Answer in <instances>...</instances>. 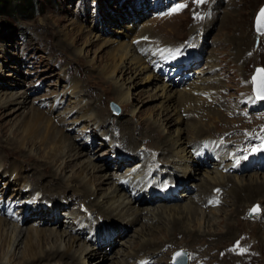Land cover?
<instances>
[{"label": "rangeland", "instance_id": "374dc122", "mask_svg": "<svg viewBox=\"0 0 264 264\" xmlns=\"http://www.w3.org/2000/svg\"><path fill=\"white\" fill-rule=\"evenodd\" d=\"M28 1L29 4H26L24 0H3V3L0 5V100H5L6 96L10 97L11 95L15 96L16 94L24 93L29 94L28 91H32L29 95L30 103H28L26 109H24L25 114L30 113L33 107L35 109H39L41 112L46 110L44 112L47 114V116L51 114L50 112H47L52 108L50 104L56 105L58 103L55 106L56 109L52 111V113L54 114V116H52L54 124H58L62 128L65 127L66 133L69 134L73 142L80 146L86 154H89L87 156L89 160L99 167H103V169L105 168L106 171L104 174H106L107 177L112 175L111 177L115 178L114 181L119 182L116 174L114 173L116 172V166H118L116 165L117 163L114 162L115 160L111 161L107 159H109L110 156H113L115 151L120 153L122 151L129 155H131L132 152L127 150L126 144H123L122 146V143L118 139V136L115 134H120L121 129H126L125 125L129 123L128 127H137V131H135L134 133V138L145 139L150 136L151 129L148 128L154 126V124H162L160 123V119L161 121L165 119L161 117L163 115V110H161L162 100L160 99L159 102L152 101L150 93L154 95L155 89L150 84L147 85L145 83H142L140 79H137L135 80V82L139 83L141 81V84L131 88V93H133L132 105H130L129 108L124 107V104L120 103L118 99L114 97V95H111L110 93L105 94L103 92L104 89L111 88V85L104 83V80L108 82L109 79L103 76H96L98 72H100L101 68H104L106 64V61L102 62L100 58L105 55L109 49H116L121 44H132L131 40H129L130 35L128 36L126 34L128 31L127 29L131 27V23L141 11L147 12L145 11L147 10L146 7L144 6H148V3H146V1L148 0L138 2L136 4H131V2L135 0ZM163 1H167L168 7L173 6V10L178 8L180 5H184V7L180 11H173L165 17H159L155 19L150 18L144 20L146 22L144 23L143 28H146V26L150 25L148 26V28L154 27L152 29L158 30V27L155 28V26L162 25L163 29L158 31L159 37L152 38L154 39L152 41L156 42L153 43L156 51L169 49L171 47L173 48V46L176 47L184 44L191 49V52H196L192 49V44L194 43L193 38L195 37L196 41H198L199 35L192 36L189 34V32L192 31L191 29L194 27L200 31L202 22L209 21L215 14H217L218 17L213 27L209 31V35L206 39L207 45L210 44L212 45V47H206V55L204 56V59H201L199 65L189 71V73L193 74V70L200 71L203 69L205 71L207 67L205 66L206 59L210 60V58L207 57L212 56V61H214L213 65L215 64L216 66L208 71L211 74H218V77L216 76L218 79L217 81L219 83L221 82L223 85L221 86L222 89L220 92L222 96H218L219 102L217 103H215L212 98H209L207 96H200L202 99H206L204 100L207 102V105L213 103L212 106H208L206 108L207 110L204 109L205 112L203 113L204 117L202 118V121H199V119H197L199 118V114L202 115L201 113H199V110L197 108H187L188 106H186V109L188 111H190V109L193 110L192 114H189V116L186 115L187 113L183 112H180L179 114H181L184 119L188 117V121L186 120V122H189V124L196 123L202 128L211 130V132H209L210 137L216 142L221 140L226 142L229 140H237V144L243 143L239 149L240 152H242L246 144L257 140V133L260 134L262 140L264 141V100L260 101L255 96H253L251 89V76L253 74L254 68L259 66L264 69V35L257 34L254 30V27L256 26V17L260 8L264 5V0H220V2L219 0H205V3L200 5L195 3V0ZM221 2L223 4L219 7ZM17 5H22L24 7L22 10L16 9V7L14 6ZM129 30L131 31V29ZM244 37L247 38V40L242 39ZM79 38L84 39L79 43ZM84 40L91 43L85 44L86 42ZM240 40H242L241 49L243 51L245 50V52L243 59L239 60L238 44ZM77 41L79 45L77 44ZM93 42H96V46L92 45ZM105 42L107 45H102V43ZM90 45H92V47ZM200 45L201 47H203L202 44ZM198 48H200L199 45ZM224 52H227L228 55H225ZM76 55L81 58V67L78 65L79 62L75 60L80 59ZM180 55L183 57L182 54ZM165 60H167V63L173 61L171 56ZM89 62H94L95 65H89ZM67 68L68 70H66ZM155 74L160 75L159 73ZM128 76L130 75H125V78H128ZM214 81L215 80H213V82ZM162 83L164 84V82ZM127 84L129 83L127 82ZM174 85L179 86V82L174 81ZM113 86L115 87V85ZM183 88L184 87L172 89L173 91H179ZM71 92H74L73 95L71 94ZM205 92L208 93V96L210 95L209 92ZM77 94H79L80 98L75 97ZM187 94L190 93L188 92ZM58 96L60 97L59 101H57ZM69 100L71 101L69 102ZM95 103L96 105L94 106ZM37 104H39V106ZM87 104H92V106L95 107L96 111H100L101 107L104 116H106L104 118H108L110 122L108 121V124L106 123L104 126H102V128L95 127L94 129H92V127L94 126L93 122L87 121L90 115L84 116L85 110L87 109ZM111 104L118 108L119 115H115L112 113L113 107ZM222 104L224 106H222ZM188 105L190 106L192 105V103ZM69 106L72 112H77L80 115H83L82 121H85L83 123V127L81 128L80 126L79 130L82 132L86 131L85 138L76 140L75 136L77 134V130H75L74 133L73 131H71V129H69V127H72L71 121L73 117H71L69 114L64 116L63 112L64 109L67 110ZM13 107L15 106H10V108ZM41 108L44 110H42ZM58 109L61 111V113ZM10 112L11 109L4 113L6 114V116H0V136L2 137V143H4L5 146H7L9 142L14 143L16 141H21V138L23 137V134L21 132L14 135V132L17 131L20 122L24 118V115L22 114L23 110L9 116ZM219 114L222 116L223 114H226V118L223 119L224 121L222 119H218L219 121L214 120V118ZM101 121L102 120L99 119L98 125H101L105 122V120L104 122ZM130 124L133 126H130ZM76 125H79V123H77ZM113 125H118V130L116 133L113 132ZM170 127L171 126H167V129L170 130L168 131L169 134L167 132L164 134H166V136L168 137H177L176 130L178 127L173 126V128L171 127V129ZM180 129H184V132H182L181 135L184 136L187 145H189V143L191 142L196 141V136L194 137L188 131L189 127L187 123H183ZM225 129H228L227 132H225ZM102 135L107 138V141L99 137ZM151 137L156 138L159 137V135L155 133V135L151 134ZM94 139H96V144L92 149L84 146L91 145ZM143 142L146 145L151 144L150 139L144 140ZM117 143L122 146L121 148L123 150H121L119 146L116 145ZM196 147L199 148L197 144ZM135 149L132 150L133 156H144L143 158L146 159V162H148V166L153 164L152 161L159 160V153L158 156L156 155L154 157L152 150L150 151L149 147L147 146L141 145L139 147L140 152L136 151ZM196 152L197 149L195 148L193 153ZM27 153L35 157L38 156L40 161L42 162H48V154L45 151L41 152L38 147H33ZM238 155L240 156V154ZM221 156L222 155L219 156V154L213 155V159H210L208 161L209 164L207 163V160H202L205 165L200 167V170L197 171V173L191 171L192 177H187L185 182L181 181V183L183 184L179 183V186L181 185L182 187V189L178 193V195L182 198L180 202L168 204L156 202L155 204L147 203L140 206L139 204L131 205V207L134 206L133 208L136 207L147 209L141 213L142 221H139V223H136L135 226H132L131 228L129 226H127L126 229L120 228L121 224H125L126 222L123 221L122 218H102L103 220H100L96 214H92L91 212L87 211L89 214H91L90 216H88L91 221L105 223L108 225H112L114 223L116 225V227H112V229L109 230L110 232H108L111 236H102V241H105V239L110 240V242H107L106 245H100L98 243L95 245H90L89 243H87V240H85L81 236L73 234L72 230L67 231L64 229L66 223L62 218L64 217V215L65 218L72 217L77 212H81L80 216L85 215L84 210H86V205L80 203V199L76 200V197L73 199L74 202L77 203L76 205H73L72 200H70L71 198L60 199L59 204L62 205L61 210L57 211L56 214H52L53 216L56 215V217L60 218L62 226L59 227V224L52 225L50 223V225H47L43 222L39 223V218L42 215L40 214V212L42 210L33 209V211L28 212L31 215H34L33 218L30 219L29 214L27 213L24 217L25 223L24 225L21 223V228H23L24 230H27L29 227V229L41 228L53 229L54 231L57 230L59 232L66 231L68 236L79 237L82 245H75L72 250V252L74 251L73 253L76 254L77 257L79 256L81 249L83 250L84 248L83 244L89 246L90 251L98 252L101 256L106 255V257L90 260L91 264H147L148 261H150L149 264H151V262L154 263V261H157L159 259L163 260L165 264H171L172 260L174 261L172 256L178 250L186 251L187 257L189 259L188 264H196L194 263V260L200 258V255L202 254H206V257L202 258V261L204 260L207 263L213 262L212 264H264V219L261 220V216L264 213V200L263 198H260L261 195H257L259 197H255L257 201L254 204H251L249 202L243 205L244 208L249 207L250 205L249 210H251V208L253 207L259 206V209L262 212L259 215L260 217H250L252 213L249 215V210L246 215H244V213L242 214V216L239 215L238 217H231L235 211L234 205L236 204L235 199L231 197V195L227 196L223 194L222 197H225L222 198V204L217 208L205 209L204 207L201 208V206L197 204L198 199L203 197L202 194H207L211 190L203 189L202 187H199V185L204 186L205 183L210 184L207 177H214L213 173L215 172H221L223 175L227 176L230 175L237 180L245 179L248 177H252V179L264 180V172H242L237 174L236 171H233L231 166H229L234 164L230 162V160L226 161V167H224L223 162L227 157L222 156L221 158ZM189 157L190 156L188 155V157L186 158L189 159ZM234 157L236 158V156ZM123 160L124 162L126 161V159ZM87 161L88 160H80L79 162L74 163L73 167H71L67 172L70 171V176H74L80 168H83L84 165H87ZM170 161L172 162L173 160L171 159ZM8 162L11 165L15 163V161L13 160H8ZM129 162V165L133 163V161ZM16 163H19L22 166L21 162ZM129 165L125 164L122 168L120 166L119 168L121 169L119 171L122 172L126 168V166ZM164 165L165 168H169L166 163H164ZM106 166L109 167L106 168ZM170 168L177 171V169L172 168L171 165ZM164 170L166 172L158 178V182L164 183V181H166L169 176L171 177V179H174L175 177L180 178L178 175L172 173V170ZM34 171L35 170L30 171L29 173L24 174V176L35 174L36 172ZM179 173L182 175V179L186 178L182 172ZM85 175L83 176V178L85 177ZM7 178V176L4 178L2 177V182L0 179V189L4 186L3 183L5 181L8 180L7 184H10L9 179L11 178ZM84 179L86 182V178ZM201 179L203 181L205 180L206 182L204 181V183H201ZM257 182H261V180H258ZM186 187L189 189H187ZM234 187L235 184L228 183L225 189H219L220 191L224 190V192H227L228 194V192H230ZM13 188L14 186L11 185V187H8L6 189L3 188L2 190H0V204L2 202H7L11 198H13V196L15 195ZM101 189L102 191L99 193L100 196L107 191L108 186H102ZM124 192L128 195L125 189ZM36 193L34 195H40ZM183 193L184 195L182 196ZM189 195H192V197H190ZM32 196L33 194L27 193L22 198H20L24 209H28L32 204L36 207V202H32ZM128 196H130V194ZM217 196H220V194L217 193ZM196 197L198 198L197 200ZM242 198L245 199L246 195L243 194ZM17 199L13 198L12 201H17ZM90 199L92 200V198ZM90 199H86V201H91ZM215 199L217 198H214L213 200ZM190 202H192V204ZM194 203H196L198 205V208H201V210L203 211V221L202 223H200L196 220V218L198 217L201 219V217H203L202 215L195 216L193 214L191 216H188V218H190L188 219V221H185L186 223L184 224L183 229L185 230V228H187L189 231H196V229H198V237L189 234L188 236L186 235L185 237H183L184 234L182 233L183 235L176 234L174 238H172V228L170 229V227H173V224H170V222L173 219L172 215L175 213L174 210H177L173 208L177 206L185 207L188 206V204L194 206ZM79 205H81V207ZM22 206L17 207L20 208ZM243 207L239 208L240 213H243ZM63 208L64 211L62 212ZM47 210H49V208H47ZM162 211L164 212L162 213ZM151 212H154L156 218L158 219L152 221L153 216L151 215ZM170 214L171 218L168 217L170 216ZM52 215L50 214V217H52ZM148 215L151 217H149ZM0 217L2 216L0 215ZM22 217V212H18L17 220L15 219V217L9 218L20 222L19 219ZM193 217L195 218V220L193 219L192 221ZM9 218L8 216H5V219L10 220ZM74 219L75 218H73L72 221ZM198 222L200 224H198ZM230 223L236 224V226L234 225L233 229L235 234H233L234 239L236 238L235 241L238 242L235 243V245L226 244L227 242H231L233 239L219 242V240H222L224 234H226L225 232H227V228ZM38 224L39 226L36 227ZM142 225H146L147 227L150 226V230L153 232L157 230L155 232V234H158L157 238L165 240V238L171 236L170 238L174 239L172 243L176 244L174 245L175 248H173L174 252H168V255L165 256L166 258L163 257L162 254L166 255V253L163 252L170 248L168 247V245L170 244H167L162 248L163 250L159 253V255H157V257L151 255V259L143 262V255L141 254H143L144 252H141L139 255L135 254L138 253V249H140L141 246L144 245L143 243L152 240L153 237L150 236L148 232L146 233L145 230L144 232H141ZM243 226H245V228L247 229L249 237H246V232L241 229ZM159 227L160 229L158 230L157 228ZM260 227L262 228V233L261 231L259 232ZM240 235H242L243 238H240ZM255 235H258L257 238L250 240L252 237H255ZM55 240L56 237L54 235L51 238V241L55 243V246L58 244L57 247L61 245L60 247L64 249L69 238H67L66 243H64V241L62 242L61 240H58V242ZM89 240L92 239L89 238ZM63 244L65 245L63 246ZM159 245L162 246L163 244ZM15 255L21 258L22 249L20 251H15ZM74 261L76 260H73L72 262ZM72 262L69 263L71 264Z\"/></svg>", "mask_w": 264, "mask_h": 264}, {"label": "bare ground", "instance_id": "6f19581e", "mask_svg": "<svg viewBox=\"0 0 264 264\" xmlns=\"http://www.w3.org/2000/svg\"><path fill=\"white\" fill-rule=\"evenodd\" d=\"M219 2H220V0H219ZM222 4L223 3L221 2L219 7ZM145 11H147V10H145ZM144 13H149V12L147 11ZM217 18H218L217 14H215L209 21L202 22L201 23V29H200L201 32L199 30H197V28H195V27L191 29L192 31L189 32L190 35H192V36L199 35L198 41H196L195 37L193 38L194 43L192 44V47H193L192 49L196 52H191V56H186V54L184 52V50H186L185 46L183 47V49H181V48L174 49V46H173V48L171 47L172 50H171V48L166 49V50L162 51V53H160L159 57H157L153 53L155 51V47L153 45V43L155 41H152V40H154L152 38H158L159 37L158 31L162 30L163 28H162V25H156L155 28L158 27V30H155V29H152L154 27L148 28V26H150V25H148V26H146V28H143L140 30L135 29V27H130L129 29H131V31L129 29H127L128 31L126 34L128 36L130 35L129 40H131V42H133L134 40H137L138 41L137 44H135V45H133V44L122 45L121 44L116 49H112V48L109 49L108 52L100 58V60L102 62L106 61V64H105L104 68H101L100 72H98L96 77H98V76L107 77L109 79L108 80L109 83L106 82L105 80H104V83L111 85V88L104 89L103 92L105 94L110 93L111 95H114V97H116L120 103L124 104L123 105L124 107L129 108L130 105H132L133 93H131V88L136 87L139 84H141L140 83L141 81H142V83H145L147 85L150 84L155 89L154 95L150 93V97H151L152 101H158L159 102L160 99L162 100L161 110H163V112H162L163 115L161 117H163L165 119L163 121H161V119H160V123H162V124H159V125L154 124V126H151L148 128V129H151V132L149 131L150 136H148L147 138H145V139L134 138V133H135V131H137V127L136 128L135 127L134 128L128 127L129 123L125 125L126 129H124V130L121 129L120 134L116 133L118 130V128H117L118 125H113L112 129H113V132L116 133L115 135L118 136V139L122 143V146H123V144H126L127 150L132 152L131 155H133V151H132L133 149L136 148L135 150L138 151V150H140L139 147L141 145L142 146L144 145V146L149 147L150 151L152 150L154 155L158 156V153H159L158 164L166 163V165L169 167L166 169H169L170 171L172 170L170 168V165L172 168L177 169V171H175V170L171 171L172 173H174L175 175H178L180 177V178L175 177L174 179H172L173 183H174V185L172 186V189L174 191L178 188L179 183L183 184V183H181V181L185 182L187 177L188 178L192 177L191 171H194L197 173V171L200 170V167L205 165V163H203L201 159L197 160L195 158L196 153H193V151L195 148L197 149L196 143L200 142L201 140L207 139L204 141V144L200 145V148L208 147L212 143L210 141L211 137L209 134V132H211V130H209L207 128H202L193 122H191L193 124H189V122H186L188 117L184 119V117H182V115L179 113L180 112L187 113L186 115L189 116V114L190 115L192 114L193 110L190 109V111H188L186 109V106H188L187 108H190V107L193 109L197 108L199 110V113L202 114V115L199 114V118H197V119H199V121H202V118L204 117L203 113L205 112L204 109H206L208 106L209 107L212 106L213 103H210L207 105L206 104L207 102L205 101L206 99L205 98H204L205 100L202 99L199 95L201 93H203L204 95L202 97L208 96V93L205 92V91H207L210 93L209 98H212L215 103L219 102L218 96L219 97L222 96L220 94V92L222 89L221 86H223V85L221 82L219 83L217 81L218 80L217 79L218 74H215L214 72H213L214 74H211L208 71V70L213 69V67L216 66L215 64L213 65L214 61H212L213 60L212 56L207 57V58H210L211 61L209 59H206L205 66H207V67H206L205 71L203 69L200 71L199 70H193V74L189 73V71H191L193 68H195L197 65H199V63L201 62V59H204V56L206 55V47L207 46L212 47V45H210V44L207 45L206 39L209 35V31L213 27ZM198 32H199V34H198ZM246 37H248V36H246ZM81 38H82V36H81ZM81 38H79V40H78L79 43L84 39V38L83 39H81ZM242 39L247 40V38H245V37ZM78 41H77V44H78ZM84 41L86 42V40H84ZM96 42H93L92 45L96 46ZM87 43H89V42L87 41L85 44H87ZM179 44H182V43H179ZM200 44H202L203 47H201ZM92 45H90V46L92 47ZM102 45H107V44L105 42V43H102ZM198 45L200 48H198ZM63 46H65V45H63ZM74 46H75V44H74ZM110 46H108V47H110ZM241 47H242V40H240V42L238 44L239 60L243 59L244 52H245V50L243 51L241 49ZM167 51H170V52L167 53ZM224 53H225V55H228L227 52H224ZM180 54H182L183 57ZM168 56L169 57L171 56L172 60H173L170 63H167V60H165V59H167ZM78 58H80V57H78ZM193 58H195L194 61H193ZM75 60L79 62L78 65L81 67L82 66L80 63L81 58L75 59ZM157 60H163V61H161V63L159 62V64H161L162 68L158 72H154V69L150 65L151 64L155 65ZM162 62L164 64H162ZM88 64L89 65H93V64L95 65L94 62H89ZM181 64H182V66H181ZM166 66H169L170 68H172V67L174 68L170 72V74H173V73H176L177 75L181 74L182 77L185 75L187 81L185 79L184 80L180 79V82L184 83L183 85H179V86L184 87L182 90L178 89L179 91H173L172 88H175L176 86L172 87L171 82H170V85H168L167 82H166V84L162 83L160 76H162L163 74H167L169 72V68H166ZM189 68H191V69L188 72H184L185 69H189ZM66 70H68V68ZM155 73H159L160 75H157ZM127 74L130 76H128V78H125V75H127ZM137 79H140L141 81L139 80L140 82L136 83L135 80H137ZM213 80H215V81L213 82ZM127 82L129 84H127ZM175 82H178V80H175ZM172 83H174V82H172ZM112 84L115 85V87ZM118 85H120V86H118ZM112 86H113V88H112ZM179 86H177V87H179ZM28 92H29V94L24 93V94H16L15 96L11 95L10 97L6 96L5 100L4 99L0 100V116L1 117L6 116V114H4V113L6 111H8L9 109H11L9 116L14 115V114H16L22 110H23L22 114L24 115L23 120L20 122V124L17 128L18 132L17 131L14 132V135H16L20 132L23 134L21 141H19V142L16 141L14 143L8 141L9 143L6 142V143H8V145L5 146L4 143H2V137L0 136V149H1L0 150V179L2 177L4 178L6 176L8 177L7 179H9V178L12 179V181H11V179H9L10 184H7L8 180L5 181L3 183L4 186L0 190H2L3 188L6 189L8 187H11V185H13L14 186L13 191L15 192V195L13 196V198H16V199L22 198L25 194L30 193V192H34V193L37 192L38 194H40L39 196L38 195L37 196L35 195L34 197L32 196L33 200L36 202V207L33 205V209L42 210L40 212V214H42V215L39 218L40 221H38V222L39 223L43 222L44 224H47V225H50V223H51L52 225L59 224V227L62 226V222L60 221V218L56 217V215L53 216L52 214H56L57 211H60V209L62 207V205L59 204L60 199L71 198L70 200H72L73 205H76L77 203H75L73 200L75 197H76V200L80 199V201H81L80 203L86 205V208H85L86 211H89L92 214H96L100 220H103L102 218H106V219L107 218H117V217L119 219L122 218V220L126 221V222H125V224H121V226H122V227L120 226L121 229L122 228L126 229L127 226H129L131 228L132 226H135L136 223H139V221H142L141 220V215H142L141 213L147 209L146 208H136V207L133 208L134 206L131 207V205L139 204V206H140V205H145L148 203L147 201L150 199V197L146 198L147 195L144 194L147 187L139 192V194H138L139 198L136 195L128 196L129 194L127 195L124 192V189L125 190L128 189L127 188L128 182H126L125 184L121 183L120 176L117 174H116V177L118 178L119 182H117V181L115 182L114 181L115 178L111 177L112 175L107 177V175L104 174L106 171L105 168L103 169V167H99L98 165L92 163L89 160V158L87 157L89 154H86L81 149L80 146H78L77 144H75L73 142V140L69 136V134L66 133L65 127L62 128L58 124L57 125L54 124L53 117H52V116H54V114L52 113V111L54 109H56L55 106L58 103L56 105L50 104V106L52 108L50 111H47V112L51 113L49 116H47V114L44 112L46 110L41 108L42 110H44L43 112H41L39 109H35L33 107H32V111L30 113L25 114L24 109H26V106L28 105V103H30L29 102V99H30L29 95L32 91H28ZM188 92L190 94H187ZM214 92H216V95H213V94H215ZM33 93H35V92H33ZM73 93L74 92H71L72 95H73ZM75 97L80 98L79 94H77ZM59 99H60V97L58 96L57 101H59ZM70 101L71 100H69V102ZM191 103H192V105L189 106L188 104H191ZM12 105H14L15 107L10 108V106H12ZM37 105L39 106V104H37ZM95 105H96V103L94 104V106ZM94 106H92V104H89V105L87 104L86 105L87 109L85 110L84 116L90 115V117H88V118L91 120L87 119V121L93 122L94 126L92 127V129H94L95 127L102 128V126H104L109 121V119L104 118L106 116H104V113H103L101 107H100V111H98V110L96 111ZM222 106H224V105L222 104ZM183 110H185V111H183ZM59 112L61 113L60 110H59ZM63 112H64V116L69 114L71 117H73V119L71 121L72 127H69V129H71V131H73L74 133H75V130H77L76 131L77 134L75 137H76V140H80V138L84 134V131L82 132L79 130L80 126H81V128L83 127V123L85 121V120L82 121L83 115H80L77 112H72L70 106L67 110L64 109ZM225 115L226 114H223V116H222L219 114L217 117L214 118V120H218V119L223 120L226 118ZM208 116H209V114H208ZM99 119L102 120L103 122L105 120V122L102 123L101 125H98ZM193 120H195V119H193ZM77 123H79V125H76ZM183 123H187V125L189 127L188 131L190 132V134H192L194 137L196 136V139H195L196 141L194 140L195 142H191V143H189V145L186 144L187 142H185L184 136L181 135L182 132H184L183 131L184 129L183 130L180 129L181 125ZM130 126H133V125L130 124ZM167 126H171L172 128H173V126L178 127L176 130L177 137L176 136L174 138L171 136L168 137V136H166V134H164L166 132L169 134L168 131H170V130L167 129ZM171 127H170V129H171ZM227 130L228 129H225V132H227ZM155 133H157L159 135V137H156V138L151 137V134L155 135ZM99 137L103 138L104 140L107 141V138L104 137L103 135L99 136ZM147 139H150L151 144H147V145L144 144L143 141L147 140ZM141 142H143V143H141ZM116 145H118L119 148L121 150H123L121 148L122 146L119 143H117ZM93 146H95L94 142H93ZM33 147H38L41 152L45 151L48 154V162L40 161L38 156L35 157L31 154L29 155L27 152H29V150L32 149ZM165 147H167L168 149ZM215 152H217V150H215L214 153ZM188 155L190 156L189 159L186 158V157H188ZM111 158H113V156H111ZM221 158H222V156H221ZM124 159H126V158H124ZM171 159L173 160L172 162L170 161ZM8 160H11V161L13 160V161H15V163L11 165V164H9ZM80 160L81 161L82 160H88L86 162L87 165H84L83 168H80L76 172V174L71 177L70 171L69 172H67V171L71 167H73L74 163L79 162ZM122 161H124V160H122ZM129 161H134V158L132 157L131 160H129ZM16 162H21L22 166L19 163L17 164ZM80 163H82V162H80ZM146 163H148V162H146ZM169 163H171V164H169ZM207 163L209 164L208 161H207ZM124 165L125 164L120 165L121 168L124 167ZM126 165H129V164L126 163ZM229 166H233V165H229ZM108 167L106 166V168H108ZM119 167H118V169L116 168V172H120L119 170L121 168H119ZM224 167H226L225 164H224ZM242 167L245 168V167H247V165L244 164V166L240 165L238 167H233V171H237V170L239 171ZM178 169H180V170H178ZM32 170H35L34 172H36V173L35 174L31 173L32 175H30V176L29 175L24 176V174L29 173ZM179 172H182L185 175L186 178H183L184 180L181 178L182 175ZM239 173H241V172L239 171L238 174ZM213 174H214V177L208 176L209 174L207 175L208 176L207 178H208L210 184L205 183V185L203 184L204 186L199 185V187H202L203 189H211L207 194L206 193L202 194L203 195L202 198H200V196H199L200 199H198L196 197V200L198 199L197 204L200 205L201 208L204 207L205 209H207L206 205H205L206 197L210 196L212 194L213 189H215V188L225 189L227 187L228 183L235 184V187L232 188L231 191L228 192V194H227V192H224V190H223L224 195H227V196L231 195V197H233L236 201V204L234 205L235 211L231 217H238L239 215L242 216V214H244V213H245L244 215H246V213L249 210L250 205H249V207H245V208L243 207V205L246 203H249V202L251 204H254L257 201L255 199V197H259L257 195H261L260 198H263V200H264V180L263 179H252V177L251 178L248 177L245 179L237 180V179H234L230 175L229 176L223 175L221 172H215ZM84 175H85L84 178H86V182H85V179L83 178ZM134 177L135 176H133V178ZM199 178H201V177H199ZM258 180H261V182H257ZM204 181L201 179V183H204ZM1 182H2V179H1ZM105 185L108 186V189L104 194L102 193L103 195L100 196L99 193L102 191L101 188H102V186H105ZM130 185H132V181H131ZM155 185H156V182L153 183L154 187H156ZM182 186H184V185H182ZM232 186H234V185H232ZM180 187H181V185H180ZM112 188H114V189H112ZM156 188L159 189L158 187H156ZM164 188H168V187L165 186L162 189H164ZM187 189H189V188H187ZM25 192H27V193H25ZM155 193H156V191L151 188L149 190L148 195L151 196V195H154ZM243 194L246 195L245 199L242 198ZM183 195H184V193L182 194V196ZM189 196L192 197V195H189ZM13 198L8 200L7 202H4V203L2 202L0 207L2 209H4V208H9L10 206H13V205H11V201ZM90 198H92V200ZM86 199H90L91 201H89V200L86 201ZM195 201H193V202H195ZM149 203L155 204L154 202H149ZM190 203L192 204V202H190ZM197 204L194 203V206L193 205L191 206L188 204V206H185V207H182V206L178 207L177 206V207L173 208V209H177V210L176 211L174 210L175 213L172 215L173 219L170 222V224L171 223L173 224V227H170V229L172 228V232H171V235L173 236L172 238H174V236L176 234L177 235L178 234H180V235L184 234L183 237H185L186 235L188 236V234L193 235L195 237H198V235H199V232H197V231H199L198 229H196V231L195 230L189 231L187 228H185V230L183 229L184 224L186 223L185 221H188V219L190 218V217L188 218V216H191L193 214L195 216L202 215L203 217H201V219L199 217L196 218L197 221L202 223L203 218H204V214H203V211L201 210V208H198ZM85 205H84V207H85ZM18 206H22V205H18ZM75 207H77V206H75ZM240 207L244 208L243 213H240V209H239ZM47 208H49V210H47ZM178 209H181V210H178ZM241 210H243V209H241ZM29 211L30 210H28V212ZM163 212L164 211H162V213ZM0 213H1V209H0ZM84 213H85L84 216L83 215L80 216L81 212H77L76 215L71 217V218H65V217L61 216L63 218L64 222H66L64 229L67 231H71V230L75 231L76 227L80 226L82 224L83 219L88 217L86 215L85 211H84ZM172 213H173V211H172ZM248 213H251L250 210ZM261 213L262 212L260 210V214ZM50 214L52 215V217H50ZM60 215H62V214H60ZM151 215L153 216L152 221H154L155 219H158V218H156V215L154 212ZM5 216H7V212H3V216H2L3 218L0 217V264H70L69 262H72L73 260H76V261L72 262L71 264H87V263L91 264L90 260H93L96 258H101V257H106V255L101 256L100 253H98V252L90 251L89 246H86L85 244H83L84 248H83V250L81 249V252L79 253V256L77 257L76 254L73 253L74 251L72 252V250L75 247V245L76 246L82 245L79 237L68 236L66 231H63V232L60 231L59 232L57 230L54 231L53 229H41V228H36V229L30 228L29 229V227H28L27 230H24L23 228H21L22 226L20 225V223L18 224L15 221L5 219ZM254 216H257V215H254ZM149 217H151V216H149ZM168 217L171 218V214ZM73 218H75V219L72 221ZM162 219H164V218H162ZM193 219L195 220L194 217L192 218V221H193ZM263 219H264V213L261 216V220H263ZM160 220H161V218H160ZM74 221H75V224H74ZM199 222H198V224H200ZM192 223H195V222H192ZM234 225L236 226V224H234V223H230L228 225V228H227L228 230H227V232H225L226 234L223 233L224 236L222 237V240H219V242L224 241V240H229V239H233V240L231 242H227L226 244L235 245V243L238 242V241H235L236 238L234 239V234H235L233 231ZM38 226H39V224L36 227H38ZM106 227L108 230H106L105 227L99 228V229L104 230L103 231L104 236H109L110 235L108 233V232H110L109 230H111L112 227H116V225L114 223L112 225L106 224ZM141 229H142L141 232H144V230H145L146 233L148 232L150 234V236L153 237L152 240H150L146 243H143L144 245H142L141 248L139 247L140 249H138L139 250L138 253L135 254V255H139L141 252H144L143 254H141V255H143V258H142L143 262H146L147 260L151 259V255L157 257V255H159V253L163 250L162 248L167 244H170V245H168V247H170V248L167 249L165 252H163V253H166V255L162 254L163 257L167 256L168 252L169 253L174 252L173 248H175L174 245H176V244L172 243V241L174 239L170 238L171 236L167 237V238H165V240H163L161 238H157L158 234H155V232L157 230L155 232L151 231L150 226L147 227L146 225H142ZM157 229L159 230L160 227ZM241 229L246 232L245 236L249 237L248 233H247V229L245 228V226H243ZM261 229L262 228L260 227L259 232L261 231ZM82 231H84V229ZM91 232H93V229L89 228L88 234H90ZM152 232H153V234H152ZM261 233H262V231H261ZM53 234L55 235V237H56L55 241H57V242H58V240H61L62 242L64 241V243H66L67 238H69L68 242L66 243V247L64 249L60 247L61 245L59 247H57L58 244L55 246V243L53 241H51V238L54 236ZM75 234L81 236L82 238H84L87 235L86 233H83V235H80L79 232H76ZM143 234H145V233H143ZM257 236L258 235H255V237H252L250 240L257 238ZM239 237L243 238L242 235H240ZM85 240L88 241V238L86 237ZM144 241H146V240H144ZM181 243H183V242H181ZM159 244H161V245L163 244V245L160 246ZM50 245H52V246H50ZM64 245L65 244H63V246ZM13 249H14V251H13ZM21 249H22V257L19 258L15 255V251H17V250L20 251ZM205 255L206 254L200 255V258L195 259L194 263H196V264H212L213 262L207 263L204 260L202 261V258L206 257ZM171 256H172V254H171ZM128 257H129V255H128ZM159 260L154 261V263L151 262V264H163L164 263L163 260H160V261ZM169 260H170V258H169ZM188 261L189 260H187V264H188ZM149 263H150V261L147 262V264H149ZM166 264H168V263H166ZM171 264H173V263H171Z\"/></svg>", "mask_w": 264, "mask_h": 264}, {"label": "snow or ice", "instance_id": "6c2138e0", "mask_svg": "<svg viewBox=\"0 0 264 264\" xmlns=\"http://www.w3.org/2000/svg\"><path fill=\"white\" fill-rule=\"evenodd\" d=\"M195 3H197L198 5L204 4L205 0H195ZM183 7H184V5H180L178 8L174 9L173 11L178 12ZM257 25H258V27H257L258 31H264V9H262L260 14H259ZM257 96L259 99H264V69L259 70V87H258V91H257ZM256 150L264 151V144H261L259 149H256ZM244 158L246 159L247 157H244ZM252 211L254 214H258L260 211L259 206L255 207ZM179 255H181V254L177 253V256H179Z\"/></svg>", "mask_w": 264, "mask_h": 264}, {"label": "water", "instance_id": "95a60500", "mask_svg": "<svg viewBox=\"0 0 264 264\" xmlns=\"http://www.w3.org/2000/svg\"><path fill=\"white\" fill-rule=\"evenodd\" d=\"M262 9H264V5H263V7L260 9V11H259V13H258V15H257V17H256V21H255V23H256V26L254 27V29H255V32L256 33H258V34H263L264 35V31H258L257 30V27H258V25H257V21H258V18H259V14H260V12H261V10ZM260 70V69H259ZM259 70H257V74H256V77H255V79H254V81H255V84H254V91L256 92L257 90H258V87H259Z\"/></svg>", "mask_w": 264, "mask_h": 264}, {"label": "trees", "instance_id": "16d2710c", "mask_svg": "<svg viewBox=\"0 0 264 264\" xmlns=\"http://www.w3.org/2000/svg\"><path fill=\"white\" fill-rule=\"evenodd\" d=\"M2 1H3V0H0V5L3 3ZM24 1H25L26 4H29V1H28V0H24ZM14 7H16V9H21V10H22L24 6H22V5H17V6H14Z\"/></svg>", "mask_w": 264, "mask_h": 264}]
</instances>
